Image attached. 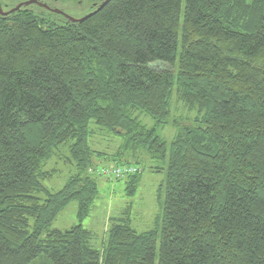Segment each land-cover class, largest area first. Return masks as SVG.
I'll return each mask as SVG.
<instances>
[{"label": "trees", "instance_id": "trees-1", "mask_svg": "<svg viewBox=\"0 0 264 264\" xmlns=\"http://www.w3.org/2000/svg\"><path fill=\"white\" fill-rule=\"evenodd\" d=\"M91 1L88 13L103 0ZM173 94L192 119L171 116ZM96 129L120 141L112 153L91 147ZM55 157L72 170L51 190ZM98 160L134 169L118 177L127 197L145 169L164 173L160 224L139 232L118 216L93 246L81 222ZM73 200L78 223L50 228ZM0 264H264V0L0 15Z\"/></svg>", "mask_w": 264, "mask_h": 264}, {"label": "rangeland", "instance_id": "rangeland-1", "mask_svg": "<svg viewBox=\"0 0 264 264\" xmlns=\"http://www.w3.org/2000/svg\"><path fill=\"white\" fill-rule=\"evenodd\" d=\"M28 0H0L1 9L7 11L14 6ZM44 4L49 5L53 9L63 11L66 15L72 18H80L88 13L91 7V0H81L75 2L72 0H37ZM34 11H40L41 7L36 4L29 5ZM175 95L171 98V116L176 118L192 119L195 115L183 110L179 105H175L174 110L172 106L175 101ZM140 120L148 125L154 124L153 120L144 114L140 115ZM185 122V120H180ZM93 126L94 124L91 123ZM175 129L171 125H165L159 129V135L167 142H170L174 137ZM116 137L107 135L103 131H98L92 134L90 137V145L95 150L112 153L118 143L120 142ZM66 154V151H64ZM100 164H104L110 167L112 164L105 160H98ZM147 165H155L156 163L150 162L148 159ZM48 169L54 168L55 173L51 178L44 181V185L51 189H59L68 178L71 173V168L63 162L62 158H53L47 165ZM101 166H97L90 174L95 177L97 183V196L95 197L93 204L90 207L88 215L81 222L82 225L90 229L95 234L93 240V246L98 249L102 248V243L105 240L106 230L109 224L112 222V218L125 215L129 218L132 227L143 232L155 227L156 222L159 220L161 223L162 206L157 199V189L164 182L163 172H152L149 169H145L141 173L140 181L137 187V191L133 197H127L125 195V180L122 178H114L111 175H103L98 171ZM98 169V171H97ZM130 206L127 211V206ZM77 202L71 201L66 205L51 222L50 228L53 229H68L69 227L78 223L76 217Z\"/></svg>", "mask_w": 264, "mask_h": 264}, {"label": "water", "instance_id": "water-1", "mask_svg": "<svg viewBox=\"0 0 264 264\" xmlns=\"http://www.w3.org/2000/svg\"><path fill=\"white\" fill-rule=\"evenodd\" d=\"M105 2H106V0H103V1H102V2H101V3L95 8V10H93V11L87 13L86 15H84V16H82V17H80V18H72V17L66 15L63 11L58 10V9H53V8L49 7L47 4H44V3L40 2V1H37V0H28V1L22 2V3H20V4L16 5V6H14L13 8H11V9H9V10H7V11H3V10L1 9V5H0V15L5 16V15H7L8 13H12V12H14V11L20 9L22 6H28V5H31V4H37L38 6H40V7H42V8H45V9H47V10H50V11L54 12V13H57V14H60V15L64 16L67 20H69V21H71V22H79V21H82V20L86 19L87 17L91 16V15L94 14L95 12H97L101 7H103V5L105 4Z\"/></svg>", "mask_w": 264, "mask_h": 264}, {"label": "built area", "instance_id": "built-area-1", "mask_svg": "<svg viewBox=\"0 0 264 264\" xmlns=\"http://www.w3.org/2000/svg\"><path fill=\"white\" fill-rule=\"evenodd\" d=\"M134 169L131 168V167H127V166H122V167H116V166H110V167H107V168H102L100 170V174H103V175H111L113 176L114 178H118V177H121L125 174H128L130 172H132Z\"/></svg>", "mask_w": 264, "mask_h": 264}]
</instances>
